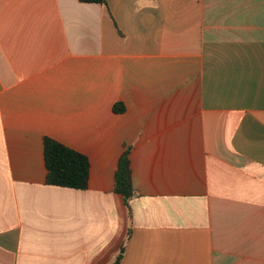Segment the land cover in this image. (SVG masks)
I'll use <instances>...</instances> for the list:
<instances>
[{
  "label": "crops",
  "instance_id": "1",
  "mask_svg": "<svg viewBox=\"0 0 264 264\" xmlns=\"http://www.w3.org/2000/svg\"><path fill=\"white\" fill-rule=\"evenodd\" d=\"M46 137L87 190L47 184ZM119 256L264 264V0H0V264Z\"/></svg>",
  "mask_w": 264,
  "mask_h": 264
},
{
  "label": "trees",
  "instance_id": "2",
  "mask_svg": "<svg viewBox=\"0 0 264 264\" xmlns=\"http://www.w3.org/2000/svg\"><path fill=\"white\" fill-rule=\"evenodd\" d=\"M83 3L106 5L107 0H80ZM123 106L117 105L114 110L122 111ZM45 161L48 170L47 184L76 190H87L89 187L91 163L89 158L58 142L46 137L44 140ZM115 192L121 194L129 208L132 217L130 202L137 195L131 168L130 152L125 151L118 163L115 174ZM119 256L114 264H121Z\"/></svg>",
  "mask_w": 264,
  "mask_h": 264
}]
</instances>
